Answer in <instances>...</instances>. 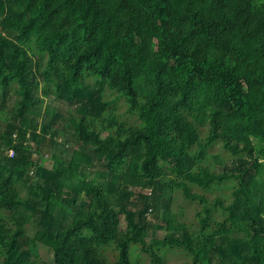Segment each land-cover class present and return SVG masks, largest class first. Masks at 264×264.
Masks as SVG:
<instances>
[{
    "label": "trees",
    "instance_id": "16d2710c",
    "mask_svg": "<svg viewBox=\"0 0 264 264\" xmlns=\"http://www.w3.org/2000/svg\"><path fill=\"white\" fill-rule=\"evenodd\" d=\"M0 91V156H40L0 159V264H264V0H0ZM33 92L76 111L38 130ZM124 186L168 193L162 238Z\"/></svg>",
    "mask_w": 264,
    "mask_h": 264
},
{
    "label": "rangeland",
    "instance_id": "374dc122",
    "mask_svg": "<svg viewBox=\"0 0 264 264\" xmlns=\"http://www.w3.org/2000/svg\"><path fill=\"white\" fill-rule=\"evenodd\" d=\"M30 54H33L35 57V60H39L40 55L36 54V52L34 50H30ZM38 94V95H37ZM39 97H42V99H39ZM29 100L32 101L34 100V107L36 110L42 112L41 116L38 118V130L42 129V125L44 124V122H46L47 120H49V117L52 116V114L50 115L49 112H47V114L45 113V108L47 106L52 107L53 109H55L56 111L59 110V117H61L59 120H57V123L65 122L64 121V116H68L72 113H74L75 110V106L59 100L55 97H53L52 95H49L48 97H43L42 94L40 92H33L31 94V96L29 97ZM15 101H16V93L9 91L7 92L6 95H2L1 91H0V131L1 132H5L8 135V132L12 133L11 137L8 136V138H13L12 143H15L17 141L16 136L13 134V132H16V129L18 128V125L20 124V116L19 114H14L12 112V109L15 105ZM61 124V123H60ZM34 129L31 130V133ZM4 134V135H6ZM66 135V134H65ZM3 137V136H2ZM15 139V140H14ZM64 135L59 134L56 137V141H54L53 144H51V146L49 145V148L47 146H45V156L47 158V162L45 163V165L47 167H51L53 164V161L50 158L51 152L52 150H60L62 149V142H64ZM71 139V145L69 147V150H72V148H74L76 146L75 143V138L74 136H70ZM14 148V147H12ZM219 149V148H218ZM14 155L12 154V151L9 149L5 150V153L3 152V154L0 156L1 160L4 161H8V164H12L15 160V158H17L19 155L22 156V161L27 160L30 156H34L33 158L35 159V162H39L40 161V156L36 155V154H32L29 151H24V150H14ZM20 156V157H21ZM64 156L66 157V159H69L70 157V153H65ZM228 165H232V161L229 160L227 162ZM98 168L97 165H93L91 167L88 168V170L85 172V174H91L90 172H94L96 169ZM218 169H222V166H217ZM33 173L29 172L28 174H26V176L24 178H26V184L22 187V194L23 196H25L28 192V185L31 183L32 178H33ZM81 179H78L75 181V185L74 187H76L77 185L80 184ZM73 187V188H74ZM168 197V193L163 192V190L161 189H157L154 188L153 186H138L136 188L131 187V186H124L122 188V199H127L130 202V206L132 207L133 205H135L137 211L138 210H143L142 212V216L140 217L139 214L136 215L137 221L139 222H143V223H147L148 225V230H149V235L147 236V240L150 241L152 240V238L154 236L158 237V238H162L165 235V230L163 228H160V226H158L159 224H163V209H162V197ZM147 202L150 203L149 206H147ZM154 202V203H152ZM155 204V205H154ZM148 209L147 212H145ZM72 212V207H69V209L67 210V213ZM59 221V220H58ZM33 225L36 226L35 221H33ZM46 225L43 224L42 227H44ZM39 227V225H38ZM122 227H125V223L124 220H122ZM134 247V246H133ZM39 252L41 254V256L47 260L51 259V254L49 253V251H47V249H45L43 246H40L39 248ZM133 251V249H132ZM177 257V255H175ZM178 258V257H177ZM179 260H177L176 262H179Z\"/></svg>",
    "mask_w": 264,
    "mask_h": 264
},
{
    "label": "built area",
    "instance_id": "2783aa9c",
    "mask_svg": "<svg viewBox=\"0 0 264 264\" xmlns=\"http://www.w3.org/2000/svg\"><path fill=\"white\" fill-rule=\"evenodd\" d=\"M11 151H12V154L14 155V151H13V149H11Z\"/></svg>",
    "mask_w": 264,
    "mask_h": 264
}]
</instances>
